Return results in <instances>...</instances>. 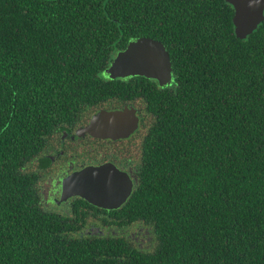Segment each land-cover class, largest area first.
<instances>
[{"label": "trees", "instance_id": "16d2710c", "mask_svg": "<svg viewBox=\"0 0 264 264\" xmlns=\"http://www.w3.org/2000/svg\"><path fill=\"white\" fill-rule=\"evenodd\" d=\"M234 15L226 0H0V264L115 258L62 243L21 169L53 132L128 104L154 140L129 202L153 242L132 264H264V22L240 40ZM144 37L173 81L107 78Z\"/></svg>", "mask_w": 264, "mask_h": 264}, {"label": "flooded vegetation", "instance_id": "af4514ba", "mask_svg": "<svg viewBox=\"0 0 264 264\" xmlns=\"http://www.w3.org/2000/svg\"><path fill=\"white\" fill-rule=\"evenodd\" d=\"M126 107L135 108L140 119L138 129L132 134L112 139L84 131L100 111L123 110ZM150 127V118L139 107L128 104L119 109H99L72 126L53 132L44 141L35 158L21 169L30 174L38 204L42 212L50 215L56 223L51 226L52 232L55 235L61 234L62 243H79L88 249L112 248L110 254L115 255V258L100 261L94 259L91 264L138 263V260L128 257V249L150 250L153 242L151 227L139 218L136 209L129 210V202L141 182L146 154L153 148ZM88 168H107L121 178L116 198L102 203L103 207L79 196H64V182ZM127 190L131 191L129 197L119 203ZM62 243L54 246L62 247ZM82 264H88V261L83 260Z\"/></svg>", "mask_w": 264, "mask_h": 264}, {"label": "water", "instance_id": "95a60500", "mask_svg": "<svg viewBox=\"0 0 264 264\" xmlns=\"http://www.w3.org/2000/svg\"><path fill=\"white\" fill-rule=\"evenodd\" d=\"M234 8L233 24L235 34L238 39L246 40L252 36L264 22V0H226ZM242 8H246L251 13L249 28L244 31L240 28L239 12ZM148 43L152 44L161 50H165V55L168 57L169 77L166 80H161L158 75L141 71L138 68L130 69L128 72L118 70V65L123 53L127 49L134 48V44ZM121 55V57H119ZM117 62L115 63V61ZM113 66V69H112ZM105 76L111 80L117 79H133L135 77H144L149 80L157 81L160 86H166L173 81V69L171 65L170 54L164 44L152 38H137L130 41L128 47L119 52L111 66L105 71ZM140 119L137 116L135 108L126 107L123 110L100 111L96 114L90 125L84 131L101 138L116 139L125 137L135 132L139 127ZM115 173L107 168H88L79 172L64 182L65 198L79 196L90 203L97 206H104L102 203H107L116 198L118 194V186L114 182ZM131 191H126V195L119 203L125 202Z\"/></svg>", "mask_w": 264, "mask_h": 264}, {"label": "snow or ice", "instance_id": "6c2138e0", "mask_svg": "<svg viewBox=\"0 0 264 264\" xmlns=\"http://www.w3.org/2000/svg\"><path fill=\"white\" fill-rule=\"evenodd\" d=\"M240 28L246 31L249 28L251 13L246 8H242L239 12ZM134 48H129L123 54L118 65V70L128 72L130 69L138 68L141 71L154 73L161 80L169 77L168 57L165 50H161L152 44L139 43L134 44ZM121 57V55L119 56ZM117 60L115 61V63ZM113 69V66H112ZM114 182L117 186L121 183V178L115 177Z\"/></svg>", "mask_w": 264, "mask_h": 264}]
</instances>
